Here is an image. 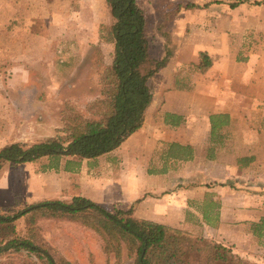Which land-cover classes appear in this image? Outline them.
I'll return each instance as SVG.
<instances>
[{"label": "crops", "instance_id": "crops-1", "mask_svg": "<svg viewBox=\"0 0 264 264\" xmlns=\"http://www.w3.org/2000/svg\"><path fill=\"white\" fill-rule=\"evenodd\" d=\"M37 1H45V5L50 2ZM79 2L80 6L74 5L71 9L79 23L73 22L70 25L72 29H69L76 30L81 37L88 29L89 33L93 32L88 35L87 41L77 38L74 43L66 42L63 45L62 41L59 44L68 50L72 49L73 53L62 49L59 51L60 56L54 55L51 24L46 25L49 33L45 36L38 35L32 26L25 29L30 35L29 39H45L48 54L43 61L51 65L44 77L50 80L51 87L57 86L58 79L63 84L86 64L91 66L92 73L104 63L105 66L112 64L114 44L100 41V25L89 27V23L81 19L98 14L97 0ZM140 7L145 11V8ZM236 10L241 11L242 8ZM22 21L27 25L29 20L22 17ZM197 26L188 20L181 29L176 28V31L187 29L188 33L184 36L174 35V27L166 29L167 34L160 33L158 36L163 49L170 46H179L180 49L169 57L167 66L151 80L154 85L153 102L146 112L143 127L113 152L82 161L77 172L61 169L59 173H39L30 183L29 203L48 200L59 193L60 188V194H65L67 190L64 187L77 185L76 197L95 200L102 207H134V216L141 220L239 247L254 240L252 225L264 217V95L235 89V76L226 69L224 63L213 64L205 73L197 68L204 45L200 43L198 35H201V29ZM20 28L23 27L20 25ZM218 34L228 36L226 30ZM32 42L29 41L27 46L32 47ZM150 43L152 47V40ZM108 46L112 50L111 58L108 61L103 59L104 63L100 60L96 63L89 51H102ZM156 59L159 60L158 57ZM256 60L254 57L250 62ZM190 65H196L194 70L197 71L184 74ZM213 70L221 72L220 83L212 84L209 81L207 73L211 74ZM23 73L20 77H31L29 72ZM88 74V71L82 70L79 76L85 79ZM199 75L204 76L202 78ZM239 77L261 82L263 79L260 71ZM245 98L251 101L246 108L239 103ZM244 109L253 119L241 118ZM168 114L180 116L181 123L174 126L171 120H167ZM215 114H228L230 124L221 131L220 137L213 139L210 117ZM170 144L191 148L192 157L180 160L169 156ZM30 164L33 163L18 166ZM55 176L62 182L55 184ZM95 192H98L97 197L92 195Z\"/></svg>", "mask_w": 264, "mask_h": 264}, {"label": "rangeland", "instance_id": "rangeland-1", "mask_svg": "<svg viewBox=\"0 0 264 264\" xmlns=\"http://www.w3.org/2000/svg\"><path fill=\"white\" fill-rule=\"evenodd\" d=\"M36 1L0 0V150L12 143L34 144L56 136L64 128L66 116L75 117L79 115L87 119L94 118L88 111V107L94 98L100 94L102 88L99 85L100 79L94 75L95 71L92 73L91 66L87 64H83L84 66L63 84L59 81L61 79H58L57 86L51 87L50 80L44 77L51 65L43 61L48 54L47 45L44 43L45 39L38 37H34L33 40L29 39L30 35L26 33L28 31L25 29L32 26L38 35L45 36L49 33L46 31V25L51 24V30L54 33L51 39L54 41L55 56H60L59 51L62 49L73 53L72 49L68 50L59 45L62 41L63 45L66 42L74 43L78 40L77 38L87 41L88 35L92 34L93 31L89 33L88 29L81 37L79 32L71 30L70 25L73 22L79 23L71 9L74 5L80 6L79 1L82 0H48L50 2L46 5L45 1ZM138 1L148 12L145 14L148 19V37H150L149 40H152L151 53L154 58L158 57L161 60L167 54L174 55L180 49L179 46L163 49L157 38L160 33L167 34L165 30L172 27H174V35L184 36L188 30L176 31V28L181 29V26L189 20L201 29V35L198 36L201 39L200 43L204 45L201 47L199 62L208 59L213 64L224 63L226 69L235 76V89L251 94L256 91V95H264V93H260V91L264 92V5L262 4L264 0H253V2H260L261 5L244 4L240 6L241 11L235 9L237 12L226 3L208 7L207 4L214 0ZM96 3L99 4L98 14L83 16L81 19L89 23V27L93 24L100 25V27L103 24H110L112 19L106 0H101L100 3L97 0ZM189 4L196 5V8H182L180 12L177 11L179 5ZM22 17L29 20L27 25L23 21L20 22ZM31 18L33 19L31 20ZM164 24L168 26L165 27ZM20 25L23 27L22 29ZM221 30H226L228 36L218 34ZM29 41H33L32 47L27 46ZM89 52L92 59H96V63L98 60L103 62V59L108 61L112 56V50L109 46L102 51L91 49ZM254 57L257 60L251 63L250 61ZM194 67L190 65L189 70L184 74L197 71L194 70ZM82 70L90 73L85 79L79 76ZM23 71L29 72L31 77H20L21 74H24ZM253 71H260L263 78L262 82L258 79L243 80L239 77L243 74H253ZM220 75L221 72L218 70H213L211 74L207 73L212 84L221 82L219 80ZM203 76L199 75L198 77L203 78ZM52 83L54 86V80ZM150 86L153 90L154 85L150 83ZM250 102L249 99L245 98L239 103L246 108ZM262 108L264 129V105ZM242 113L241 118L253 119V116L246 109ZM48 164L47 159L23 166L5 164L0 171V206L8 209L14 206L12 212H15L34 205V203H29L31 196L29 186L30 183L32 184V180L42 172L59 173V170L55 169L46 170L45 167ZM64 165L65 160L61 162L60 169H63ZM54 179L55 184L62 182L58 176H55ZM65 180L67 181V177ZM76 187L77 185L72 188L64 187L67 191H64L65 194L62 195L60 188L59 193L43 201L61 199L70 203L78 195ZM91 190L93 191V189ZM100 191L105 193L104 190ZM92 195L96 196L98 192ZM94 203L98 202L95 201ZM104 208L111 213H115L118 209L116 205H109V207ZM93 226L94 218L92 215L78 218L74 222L39 218L37 220V235L40 238L38 243L49 248L57 259L65 258L72 264L133 263V258L128 256L125 246L121 259H117L115 255L106 252L104 241L92 229ZM15 229L17 236L26 238L28 236L27 217L18 220L15 223ZM209 240L217 241L213 238ZM217 242L232 248L239 257L243 258L245 264H264V241L256 236L250 243L240 247ZM6 263L41 264L42 262L35 256L21 252L9 253L0 259V264Z\"/></svg>", "mask_w": 264, "mask_h": 264}, {"label": "trees", "instance_id": "trees-1", "mask_svg": "<svg viewBox=\"0 0 264 264\" xmlns=\"http://www.w3.org/2000/svg\"><path fill=\"white\" fill-rule=\"evenodd\" d=\"M106 2L112 21L100 27L99 39L105 44H114V54L111 65H101L94 72L102 86L100 94L88 107L94 118L66 116L65 126L56 136L34 144L6 145L0 150V171L7 163L26 164L47 159L46 170L60 171L61 162L65 160L64 171L77 172L82 161L113 152L143 127L146 112L153 102L151 80L167 66L170 54L162 60L152 56L148 21L138 0ZM224 3L231 9L244 4L261 5L253 0H214L207 6ZM182 8H196V5H179L177 11ZM212 65L207 59L197 68L205 73ZM168 119L174 126L182 120L171 114L167 115ZM210 123L211 136L216 139L229 126L230 116L212 115ZM169 149V156L175 159L187 160L193 155L191 148L179 144H170ZM12 209L14 206L9 209L0 206V259L9 253L24 252L41 260V264H72L65 258L57 259L49 248L38 243L37 220L74 222L92 215V229L102 237L106 252L121 259L125 246L128 256L133 258L132 264H245L232 248L217 241L136 218L134 207L118 208L111 213L90 199L78 196L70 203L51 200L15 212ZM24 217L28 223L26 238L17 236L15 229V223ZM252 230L264 241V218L254 223Z\"/></svg>", "mask_w": 264, "mask_h": 264}]
</instances>
